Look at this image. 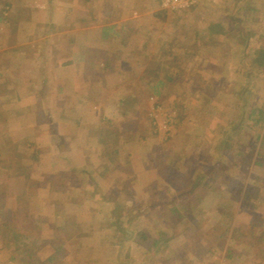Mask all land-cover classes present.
I'll return each instance as SVG.
<instances>
[{
	"label": "rangeland",
	"instance_id": "rangeland-1",
	"mask_svg": "<svg viewBox=\"0 0 264 264\" xmlns=\"http://www.w3.org/2000/svg\"><path fill=\"white\" fill-rule=\"evenodd\" d=\"M262 45L264 0H0V264H264Z\"/></svg>",
	"mask_w": 264,
	"mask_h": 264
},
{
	"label": "trees",
	"instance_id": "trees-1",
	"mask_svg": "<svg viewBox=\"0 0 264 264\" xmlns=\"http://www.w3.org/2000/svg\"><path fill=\"white\" fill-rule=\"evenodd\" d=\"M240 1V0H239ZM162 51H165L164 49ZM249 59H251V72L250 73H254L255 75H264V45H262L260 48H250V53H249ZM248 68V67H247ZM246 69V68H245ZM240 93V92H239ZM245 96V95H244ZM249 111V121L252 122V127H256L258 126L259 131L257 132V141H260L259 147L257 150H261L262 147H264L263 144V138H264V132H263V128H264V111L261 110L260 108H256V107H251ZM263 132V133H262ZM262 133V135H260ZM261 138V139H260ZM260 158H262V154H259ZM257 165L259 166H264L263 163L260 162V160H256L255 162ZM171 211H174L173 209H171ZM17 239H24V238H17ZM165 236L164 238H158L156 241H154L152 243V245L155 246H159L162 242L165 241ZM25 241V239H24ZM23 241V242H24ZM22 246L25 247V245L18 243Z\"/></svg>",
	"mask_w": 264,
	"mask_h": 264
}]
</instances>
